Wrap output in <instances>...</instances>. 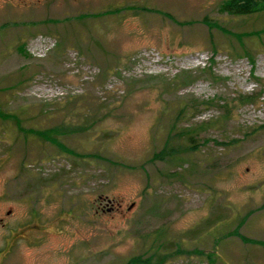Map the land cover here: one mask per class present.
<instances>
[{"label":"rangeland","instance_id":"1","mask_svg":"<svg viewBox=\"0 0 264 264\" xmlns=\"http://www.w3.org/2000/svg\"><path fill=\"white\" fill-rule=\"evenodd\" d=\"M227 1L0 0V264H264V0Z\"/></svg>","mask_w":264,"mask_h":264},{"label":"trees","instance_id":"2","mask_svg":"<svg viewBox=\"0 0 264 264\" xmlns=\"http://www.w3.org/2000/svg\"><path fill=\"white\" fill-rule=\"evenodd\" d=\"M240 1L241 2H245L246 0H228L223 5V8H224L225 11L230 12L232 14H244V13H247V12L253 10V9H260V8H262V7H258V5L256 3H252L253 6L250 7L249 4L246 5L247 3L246 4H240ZM248 1L250 3L252 0H248ZM250 97H251V94H246V95H243L242 96V98H250ZM55 131H58V130H56L55 128H51V129L44 130V131L34 130V132L37 135H43L44 137H48V138L52 137L51 136L52 134H57V132H55ZM50 139L54 140L53 138H50ZM165 153H167L168 156H170L172 154V150L169 148V151H167V152L160 151L159 154H156L155 156L157 158H159V160H163V159L166 158L164 156ZM157 257L159 258V256H157Z\"/></svg>","mask_w":264,"mask_h":264},{"label":"flooded vegetation","instance_id":"3","mask_svg":"<svg viewBox=\"0 0 264 264\" xmlns=\"http://www.w3.org/2000/svg\"><path fill=\"white\" fill-rule=\"evenodd\" d=\"M98 199H99V205H100V202L103 200V198L100 196L98 197Z\"/></svg>","mask_w":264,"mask_h":264},{"label":"water","instance_id":"4","mask_svg":"<svg viewBox=\"0 0 264 264\" xmlns=\"http://www.w3.org/2000/svg\"><path fill=\"white\" fill-rule=\"evenodd\" d=\"M109 201V200H108Z\"/></svg>","mask_w":264,"mask_h":264}]
</instances>
